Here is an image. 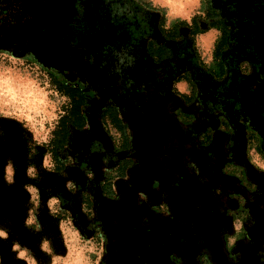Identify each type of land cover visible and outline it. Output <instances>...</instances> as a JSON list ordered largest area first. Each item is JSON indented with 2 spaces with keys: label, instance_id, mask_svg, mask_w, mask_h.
<instances>
[{
  "label": "flooded vegetation",
  "instance_id": "af4514ba",
  "mask_svg": "<svg viewBox=\"0 0 264 264\" xmlns=\"http://www.w3.org/2000/svg\"><path fill=\"white\" fill-rule=\"evenodd\" d=\"M148 2L0 0V52L36 63L80 94L77 116L65 117L58 142L51 136L34 142L23 124L0 117V152L8 149L0 157L1 183L16 190L13 211L0 213V264H28L27 257L50 264L54 251L65 249L62 222L95 244V264H103L107 240L98 195L115 198L143 151L156 160L147 170L157 172L151 187L162 192L140 191L146 183L135 192L137 202L164 221L169 237L187 235L177 227L187 226L188 217L167 221L174 219L168 188H178L184 173L196 186L188 188L195 211L219 239L216 264H264V170L251 158L264 161V0H198L182 23ZM50 9L55 21L47 27L40 18ZM52 26L61 34L50 35ZM207 30L212 38L203 49L196 39ZM27 38L60 48L43 59ZM65 114L62 109L58 118ZM11 129L12 146L4 142ZM146 142L155 146L145 150ZM209 233L198 238L211 253L212 242L204 241ZM169 258L179 262L172 253ZM197 260L214 264L205 251Z\"/></svg>",
  "mask_w": 264,
  "mask_h": 264
},
{
  "label": "water",
  "instance_id": "95a60500",
  "mask_svg": "<svg viewBox=\"0 0 264 264\" xmlns=\"http://www.w3.org/2000/svg\"><path fill=\"white\" fill-rule=\"evenodd\" d=\"M152 142H154V139ZM146 143V147L141 144L145 150L155 146V143ZM133 144H135V141H133ZM136 157L140 164L135 166L138 167L137 173L134 170L135 167L129 169L128 179L117 184V196L115 198L105 200L98 193L100 206L97 217L101 221V228L107 240L102 256L103 264H198V254L204 251L208 259L216 264V256L222 253L217 246L219 241L217 235L211 227H208L209 225L206 226L207 222L201 211H192L189 215L190 211L186 208V205H188V188L193 187L194 184L192 185L191 182V184H187L186 180L183 179L178 188H168L166 200L170 207V213L174 214V219L171 220V218L168 221H174L175 223V219L177 221L182 220L186 216L190 219L188 224H186L187 222L183 223L187 226L177 227L180 232L187 233L186 237L184 236L185 238H181L179 232L169 237L168 232L171 229L168 230L164 226L163 220L152 218L151 210L145 204L140 205L137 202L135 193L140 186L146 183L148 188L153 190L151 183L158 175L157 172H151L147 169L151 168L149 166L156 160L144 151ZM166 182L168 181L166 180ZM195 187H193V190ZM204 207L205 204H203L202 210H204ZM146 220L149 221V226L146 225ZM192 222H194V225H191ZM209 231V234H212L213 237L208 242L204 241L208 244L212 242L214 252L211 253L204 250L202 246L204 243L198 238L199 233L206 235ZM170 253L179 258L178 263H173L170 260Z\"/></svg>",
  "mask_w": 264,
  "mask_h": 264
},
{
  "label": "rangeland",
  "instance_id": "374dc122",
  "mask_svg": "<svg viewBox=\"0 0 264 264\" xmlns=\"http://www.w3.org/2000/svg\"><path fill=\"white\" fill-rule=\"evenodd\" d=\"M151 1L154 2L159 1V3L166 2L168 5L161 7H163L166 10L167 14H172V15L173 13L182 14V15L186 14L194 6V0H151ZM47 11L45 12L47 17H45L44 15L45 18L41 17L40 19L41 20L45 19L47 27H49V24L55 21V19H53L52 16L53 15L52 9H50V13H48ZM214 26H216V24H214ZM50 32H51L50 35L56 34V36H58L59 34H61V29L55 27L53 31ZM206 32L209 31L207 30L201 33L199 35L200 38H203L204 36L202 37L201 35H204ZM198 38L199 37H197L196 39L197 43H199ZM203 40L204 43H207L208 37L203 38ZM2 43L4 44V41L1 40L0 44ZM21 44L16 43L15 45L21 46ZM32 44H38V43H34L32 39H29L28 43H26V46L30 47ZM48 47H49L48 53L52 54V56L50 57H48L49 56L48 53L46 54V58H48L49 60L54 58L53 54H57L60 45L57 43V45H53V47L52 46H48ZM202 48L206 49L207 47H202ZM20 57L21 56L15 57L13 55L4 54L0 52V117H8V119L13 121L14 123L23 124L28 129L32 141L37 143H44L50 137V130L55 125L58 115L65 107L66 100L64 96L60 95L56 91V89L51 85V83L47 79V76L36 65V63L26 61L24 59H21ZM75 67L84 68V65L82 63L76 62ZM213 72L215 74H218L217 70H214ZM83 73L85 75H89L88 71H84ZM145 123L147 122L145 121ZM160 133L161 135L163 134L162 129ZM140 134L141 131L137 133L138 135L137 140L139 142L141 138ZM9 140L12 141V144L10 145L12 146L14 144L13 142H15L13 141L14 136L12 129L6 132L4 135V142H9ZM11 150H12L11 151L12 155L15 156L16 154L13 153V148H11ZM6 152H8V149L6 151L2 150V152H0V157L3 154H6ZM8 154L11 155L10 153ZM17 156H19V154ZM251 158L256 166L264 170V161L259 159L258 156L254 153L251 154ZM44 163L46 164L49 163L47 157L44 159ZM175 164L178 165L176 161ZM16 168L17 169H16L15 178L17 179L18 176H20L19 163H17ZM193 184L194 183H192V185ZM167 185L169 186V184ZM147 189L148 186L140 187V191H145L148 194H152L154 196L162 192L160 190L156 191L151 189L150 191H148ZM137 191H139V189H137ZM15 192L16 190L12 191L11 188L4 187L2 185L1 174H0V213L2 212L3 214L5 213L9 214L11 213V211H13L10 210L9 207L13 206L12 208H15V206L13 205L14 203L12 202V197ZM202 192L206 197V199H209L204 189H202ZM147 196L150 200H152V198H150L149 195ZM150 200H148L149 203ZM187 203L188 205H186V208L190 211L189 212L190 215L192 211L194 212L196 210L194 205L195 202L193 199H190L188 197ZM217 217L219 218V216ZM15 218H17L16 215H14L13 219ZM10 219H12V217H10ZM146 225L149 226L147 223ZM61 230L63 233L62 235H63V242L65 245V249L55 250L54 254L52 255L50 264H95L94 257L97 256V249L95 248V244L90 241L82 240L80 237H78L75 234V232L71 229V227L68 225L67 222L61 223ZM16 237L18 238V235H16ZM27 262L28 264H33L29 257H27Z\"/></svg>",
  "mask_w": 264,
  "mask_h": 264
},
{
  "label": "trees",
  "instance_id": "16d2710c",
  "mask_svg": "<svg viewBox=\"0 0 264 264\" xmlns=\"http://www.w3.org/2000/svg\"><path fill=\"white\" fill-rule=\"evenodd\" d=\"M143 1L149 3L148 0ZM161 9L163 8L161 7ZM192 17L194 18L195 16L193 15ZM173 21H175V23L184 22V20L178 18H174ZM29 48L32 49L40 58L43 59L45 58L44 55L46 54V52L48 53V48L46 47L45 49V47L40 46L39 44H32ZM47 79L60 95L65 96L67 98L66 105L63 108L66 110V114L59 117L56 120L55 125L50 130V136L53 139L52 142H58L61 141L64 135L65 117L77 116L78 106L80 102V94L76 90V88L66 86V84L62 83L57 78L47 76ZM113 125H115L117 129L119 128L116 123H113Z\"/></svg>",
  "mask_w": 264,
  "mask_h": 264
},
{
  "label": "crops",
  "instance_id": "0c3cea01",
  "mask_svg": "<svg viewBox=\"0 0 264 264\" xmlns=\"http://www.w3.org/2000/svg\"><path fill=\"white\" fill-rule=\"evenodd\" d=\"M156 2L158 3L159 6L168 5L166 2H163V3H159V1H156ZM197 4H198V0H194V6L186 14L182 15V14L173 13V15L172 14H169V15L175 16V17L180 18V19H188L190 17V15L193 14L196 11ZM184 8H186V7H184ZM181 9H183V8H181ZM201 36L202 37L204 36L203 38L208 37V41H207V43H204L203 38H200V36H199V38H198L199 45L201 47H208L209 44H210L211 38H212V33L209 30V32H206L204 35H201ZM199 39H200V41H199Z\"/></svg>",
  "mask_w": 264,
  "mask_h": 264
},
{
  "label": "bare ground",
  "instance_id": "6f19581e",
  "mask_svg": "<svg viewBox=\"0 0 264 264\" xmlns=\"http://www.w3.org/2000/svg\"><path fill=\"white\" fill-rule=\"evenodd\" d=\"M183 177H184V180H186L185 182L187 183L188 182V179H187V175L183 173ZM190 181V180H189ZM148 191H150V189L148 188L147 189ZM211 250V248H210ZM217 258L215 259L217 262H220L222 260V257L221 255L219 254V256H216Z\"/></svg>",
  "mask_w": 264,
  "mask_h": 264
},
{
  "label": "clouds",
  "instance_id": "9594fccd",
  "mask_svg": "<svg viewBox=\"0 0 264 264\" xmlns=\"http://www.w3.org/2000/svg\"><path fill=\"white\" fill-rule=\"evenodd\" d=\"M3 235H4V233L3 232H0V236H3ZM20 255H21V257H23L24 253L21 252Z\"/></svg>",
  "mask_w": 264,
  "mask_h": 264
}]
</instances>
